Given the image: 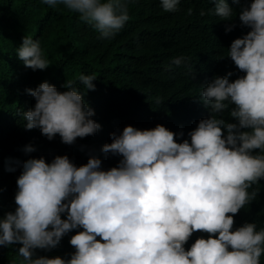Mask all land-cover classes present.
I'll list each match as a JSON object with an SVG mask.
<instances>
[{
    "label": "clouds",
    "instance_id": "clouds-1",
    "mask_svg": "<svg viewBox=\"0 0 264 264\" xmlns=\"http://www.w3.org/2000/svg\"><path fill=\"white\" fill-rule=\"evenodd\" d=\"M41 2L78 13L102 38L113 36L129 19L127 0ZM178 4L160 0L166 12ZM208 12L229 22L226 32L236 27L237 16L250 29L227 47L226 56L243 74L230 80L233 72L228 71L201 85L198 98L210 115L187 138L177 142L174 137L184 132L162 124L148 129L126 125L109 133L111 142L100 149L120 157L107 169L96 155L79 166L67 154L50 162L44 156L6 158V171L21 169L16 206L0 217V246L20 245L11 264H261L264 227L257 230L255 222L246 221L233 228V214L256 195L249 187L264 178V0L239 8L215 0ZM16 55L33 70L50 65L31 36L22 38ZM184 59L175 57L173 63ZM94 79L79 76L86 91L95 88ZM72 83L65 81L63 91L48 81L26 88L35 103L21 113L23 127L38 128L49 140L59 134L66 144L95 134L102 125L93 119L85 93ZM23 151L35 147L29 143ZM73 229L82 230L70 236V254H36V249L55 248ZM197 231L208 235L186 249Z\"/></svg>",
    "mask_w": 264,
    "mask_h": 264
},
{
    "label": "trees",
    "instance_id": "trees-1",
    "mask_svg": "<svg viewBox=\"0 0 264 264\" xmlns=\"http://www.w3.org/2000/svg\"><path fill=\"white\" fill-rule=\"evenodd\" d=\"M127 2L128 21L110 38H102L91 24L62 4L53 8L41 0H0V217L16 206V178L21 171H6V158L23 161L44 156L50 162L56 155L67 154L79 166L96 155L102 168H110L120 157L100 151L104 143L111 142L109 133L122 131L126 125L148 129L162 124L174 132L183 131L184 136L174 137L180 142L199 120L210 115L198 98L201 85L228 71L233 72L230 80L243 74L226 56L227 47L250 29L241 26L237 16L233 21L236 27L226 32L229 22L208 12L215 0H179L177 9L167 12L160 7V0ZM228 2L239 8L249 0H240L239 5ZM25 35L39 40L49 60L47 68L33 70L16 55ZM179 56L185 59L176 65L173 58ZM82 73L94 75V89L86 91L79 80ZM68 80L85 93V101L95 110L93 119L102 127L95 134L77 137L72 144L63 143L59 134L49 140L38 128L25 129L21 113L35 103L25 89L48 81L63 91ZM225 118L229 119L227 111ZM29 143L35 151L25 153L23 146ZM253 190L256 195L233 214V228L246 221L255 222L257 230L264 227V178L248 189ZM78 230L82 229L64 235L51 250L36 249V254H70L74 248L69 238ZM207 235L194 232L185 248ZM19 246H0V264L17 259ZM260 262L264 264V253Z\"/></svg>",
    "mask_w": 264,
    "mask_h": 264
}]
</instances>
